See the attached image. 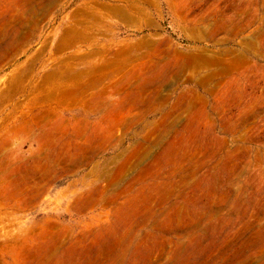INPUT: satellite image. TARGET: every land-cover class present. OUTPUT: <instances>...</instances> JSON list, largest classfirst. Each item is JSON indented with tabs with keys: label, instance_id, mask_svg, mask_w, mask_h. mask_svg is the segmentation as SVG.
<instances>
[{
	"label": "rangeland",
	"instance_id": "obj_1",
	"mask_svg": "<svg viewBox=\"0 0 264 264\" xmlns=\"http://www.w3.org/2000/svg\"><path fill=\"white\" fill-rule=\"evenodd\" d=\"M0 264H264V0H0Z\"/></svg>",
	"mask_w": 264,
	"mask_h": 264
}]
</instances>
